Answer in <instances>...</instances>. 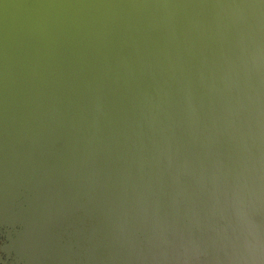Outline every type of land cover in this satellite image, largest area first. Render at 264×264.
<instances>
[{
	"label": "water",
	"instance_id": "95a60500",
	"mask_svg": "<svg viewBox=\"0 0 264 264\" xmlns=\"http://www.w3.org/2000/svg\"><path fill=\"white\" fill-rule=\"evenodd\" d=\"M0 264H264V0H0Z\"/></svg>",
	"mask_w": 264,
	"mask_h": 264
},
{
	"label": "rangeland",
	"instance_id": "374dc122",
	"mask_svg": "<svg viewBox=\"0 0 264 264\" xmlns=\"http://www.w3.org/2000/svg\"><path fill=\"white\" fill-rule=\"evenodd\" d=\"M12 229L13 227L11 226L0 225V247L5 242L4 233H6L7 231H11ZM4 254H6V257L4 256ZM0 257L3 260H5L7 263H14L16 258L15 254L12 251L5 252L1 250H0Z\"/></svg>",
	"mask_w": 264,
	"mask_h": 264
},
{
	"label": "flooded vegetation",
	"instance_id": "af4514ba",
	"mask_svg": "<svg viewBox=\"0 0 264 264\" xmlns=\"http://www.w3.org/2000/svg\"><path fill=\"white\" fill-rule=\"evenodd\" d=\"M0 250H1V248H0ZM1 251H3V250H1ZM4 256L6 257V254H4Z\"/></svg>",
	"mask_w": 264,
	"mask_h": 264
}]
</instances>
